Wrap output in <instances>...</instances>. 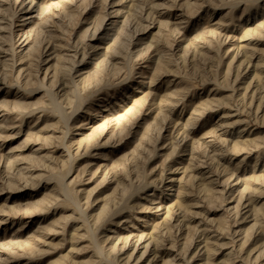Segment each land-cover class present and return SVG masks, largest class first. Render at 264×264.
I'll list each match as a JSON object with an SVG mask.
<instances>
[{"label": "rangeland", "instance_id": "obj_1", "mask_svg": "<svg viewBox=\"0 0 264 264\" xmlns=\"http://www.w3.org/2000/svg\"><path fill=\"white\" fill-rule=\"evenodd\" d=\"M0 264H264V0H0Z\"/></svg>", "mask_w": 264, "mask_h": 264}]
</instances>
